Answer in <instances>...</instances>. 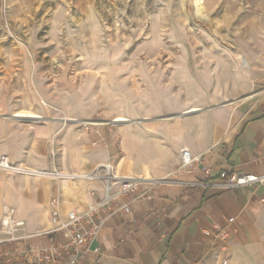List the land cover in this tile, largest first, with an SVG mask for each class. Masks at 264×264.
Listing matches in <instances>:
<instances>
[{
    "label": "rangeland",
    "instance_id": "obj_1",
    "mask_svg": "<svg viewBox=\"0 0 264 264\" xmlns=\"http://www.w3.org/2000/svg\"><path fill=\"white\" fill-rule=\"evenodd\" d=\"M199 5L0 0V109L21 121L72 111L107 129L198 106L196 123L229 125L256 96L240 99L264 92V0Z\"/></svg>",
    "mask_w": 264,
    "mask_h": 264
},
{
    "label": "crops",
    "instance_id": "obj_2",
    "mask_svg": "<svg viewBox=\"0 0 264 264\" xmlns=\"http://www.w3.org/2000/svg\"><path fill=\"white\" fill-rule=\"evenodd\" d=\"M255 96L229 125L223 119L196 123L197 112L160 120L138 112L144 120L137 125L109 122L113 127L106 129L99 121L86 130L54 116L21 121L12 109H0V155L37 169L69 171L112 161L121 173L140 179L138 197L124 195L110 204L92 244L99 252L89 253L83 264H264V184H191L221 171H264V92ZM65 116L82 120L72 111ZM181 147L197 156L186 170H176ZM89 186L0 171V217L7 204L24 220L25 233L49 229L55 224L52 195L60 193V212L82 210L94 201Z\"/></svg>",
    "mask_w": 264,
    "mask_h": 264
},
{
    "label": "built area",
    "instance_id": "obj_3",
    "mask_svg": "<svg viewBox=\"0 0 264 264\" xmlns=\"http://www.w3.org/2000/svg\"><path fill=\"white\" fill-rule=\"evenodd\" d=\"M65 118L61 119L63 123L71 121L86 130L95 125L90 121ZM51 156L54 157V153H51ZM196 159L197 156H193L187 147H181L176 170L189 169ZM0 171L97 186V188L89 186L88 193L94 201L82 210L70 208L60 212L57 207L61 202L60 193L56 191L50 200L53 205L51 216L54 226L34 233H25L24 220L17 216L14 207L4 204L0 217V264H83L89 253L99 252V248L92 244L98 238L102 221L106 216L105 212L110 204L124 195H133V199L138 197L136 191L140 179L134 175L121 173L112 161L100 163L91 170L69 171L55 165L48 169H37L13 163L7 155L1 154ZM204 172L208 174L209 171L206 168ZM191 184L215 189L257 187L264 184V171L256 174L221 171L210 180L202 179ZM98 191L101 192L100 196ZM219 235L225 238L227 232L220 230ZM33 237L43 238L45 242L39 245L32 244L29 240ZM222 264H226V260H223Z\"/></svg>",
    "mask_w": 264,
    "mask_h": 264
},
{
    "label": "bare ground",
    "instance_id": "obj_4",
    "mask_svg": "<svg viewBox=\"0 0 264 264\" xmlns=\"http://www.w3.org/2000/svg\"><path fill=\"white\" fill-rule=\"evenodd\" d=\"M194 3H195V8H196V13H198L199 15H202V7L199 5L200 3V0H194ZM237 56V55H236ZM238 58L240 59V63L243 67H247L248 66V62L246 60H242L241 56H238ZM256 92L255 91H252L250 92L249 94H247L245 97H243L242 99H240L239 101H245L247 99H251L253 96H255ZM200 109V107L198 106H194L192 108H189V109H186L185 111L186 112H189V113H196L198 112V110ZM202 109V108H201ZM201 111V110H200ZM199 111V112H200ZM116 120V117L113 118L110 122L113 123V124H117L119 125V121H115ZM92 122H95L94 124H98L100 123L99 121L97 120H92Z\"/></svg>",
    "mask_w": 264,
    "mask_h": 264
},
{
    "label": "water",
    "instance_id": "obj_5",
    "mask_svg": "<svg viewBox=\"0 0 264 264\" xmlns=\"http://www.w3.org/2000/svg\"><path fill=\"white\" fill-rule=\"evenodd\" d=\"M199 110H201V109H199ZM199 110H198V111H199ZM187 114H190V113L185 111V112L180 113V114H178V115H187Z\"/></svg>",
    "mask_w": 264,
    "mask_h": 264
}]
</instances>
